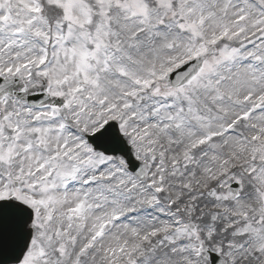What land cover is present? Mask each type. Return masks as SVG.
I'll use <instances>...</instances> for the list:
<instances>
[{
	"label": "snow or ice",
	"instance_id": "snow-or-ice-1",
	"mask_svg": "<svg viewBox=\"0 0 264 264\" xmlns=\"http://www.w3.org/2000/svg\"><path fill=\"white\" fill-rule=\"evenodd\" d=\"M0 264H264V0H0Z\"/></svg>",
	"mask_w": 264,
	"mask_h": 264
}]
</instances>
